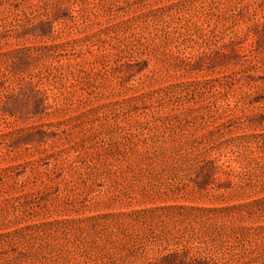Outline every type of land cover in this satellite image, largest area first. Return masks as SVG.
I'll list each match as a JSON object with an SVG mask.
<instances>
[{
	"label": "rangeland",
	"instance_id": "obj_1",
	"mask_svg": "<svg viewBox=\"0 0 264 264\" xmlns=\"http://www.w3.org/2000/svg\"><path fill=\"white\" fill-rule=\"evenodd\" d=\"M0 264H264V0H0Z\"/></svg>",
	"mask_w": 264,
	"mask_h": 264
}]
</instances>
